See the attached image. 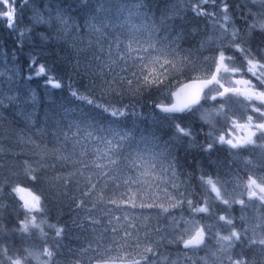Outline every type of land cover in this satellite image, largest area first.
<instances>
[{"label": "snow or ice", "instance_id": "1", "mask_svg": "<svg viewBox=\"0 0 264 264\" xmlns=\"http://www.w3.org/2000/svg\"><path fill=\"white\" fill-rule=\"evenodd\" d=\"M32 3L34 0H21V7ZM77 3L76 13L66 15L57 10L34 14L37 24L58 27L55 35L41 33L39 41L32 42L24 78L31 81L43 77L42 87L52 90L61 89L63 84L83 111L72 117V123H65L66 110L52 108L44 126L57 129L47 133L54 136L51 150L41 147L42 138L40 144L36 143V132L31 136L21 133L22 143L40 149H30L33 159L12 164L13 157L6 160L0 155V174L6 173L0 175V264H29L30 259L54 264L58 255L64 256L66 264H264V218L257 217L253 225L244 215L245 209L257 207L250 203L253 199L264 208V176L253 178V172L246 183L237 180L233 192L238 188L243 191L232 195L226 187L228 180L201 173L199 181L205 194L195 202L191 193L186 194L187 180H180V169L196 167L187 163L185 145H194L205 153H211L217 145L246 148L253 154L257 149L264 152V90L250 78L235 83L249 86L251 95L227 86L232 76L245 69V74L250 72L264 86V0H236L235 4L232 0H176L193 17L207 19L221 37L220 43L210 48V56L203 55L206 41L195 49L190 43L183 46L186 35L178 28L183 27L185 18L177 19L175 5L170 15L167 0L163 5L160 0ZM0 5L4 25L24 38L25 32L17 27L16 0H0ZM39 7H44L42 2ZM73 16H79L80 22L73 21ZM238 21L242 26H237ZM19 38L17 46L22 49ZM61 43L72 48L60 59L78 78L79 87L64 84L62 77L54 75V66L40 63L43 57L35 51L36 47L42 52L49 44ZM237 60L241 61L238 66ZM205 64L208 67L203 71L208 78L193 76ZM16 75L13 72L0 83L12 84L14 89ZM6 76L7 71L0 72V78ZM181 78L191 82L185 84ZM195 83L202 87L190 102L180 108L170 103L176 94L174 87H192ZM213 84L215 88L204 90ZM153 95L160 99L153 100ZM240 95L249 102L245 107L257 114L247 115L243 125L229 116L233 97ZM6 98L18 106L34 101L35 95L20 101L14 96ZM145 103H150L157 120L173 128L177 143L166 142L159 150L160 146L152 143L154 136L144 133L139 134L137 142L130 118H142ZM23 115L31 121L30 113L25 111ZM213 116L224 117L230 130L216 133L211 127ZM205 124L210 125L207 131ZM237 128L247 129L248 134L237 139L232 135V129ZM201 134L203 143L197 140ZM49 152L50 160L46 158ZM69 165L74 171H68ZM257 165L264 168V160L245 161L246 168ZM20 193H27L30 200ZM64 197L70 201V211L76 213L72 228L49 224L46 219L49 203ZM217 202L226 206L220 210L224 214H217ZM233 204L241 205L240 219L245 224L239 228L229 211ZM184 206L193 214L190 220H184L182 212L177 215L172 211ZM45 226L54 230V245L47 243ZM225 226H229L227 234H223ZM73 230L84 242L60 252ZM36 238L44 241L39 252L32 251L29 243ZM208 240L216 241V251L209 249ZM168 245L181 246L175 260L166 251ZM201 251L205 256H200Z\"/></svg>", "mask_w": 264, "mask_h": 264}, {"label": "rangeland", "instance_id": "2", "mask_svg": "<svg viewBox=\"0 0 264 264\" xmlns=\"http://www.w3.org/2000/svg\"><path fill=\"white\" fill-rule=\"evenodd\" d=\"M241 2H244V0H241ZM232 3L235 4L236 0H232ZM168 4V10L169 14L172 13L173 9V4L176 5V11L179 13V17H184L183 21V27L178 28V31L182 32L184 29L187 31H190L192 35H194L191 39H186V42H184L183 46L188 47L189 43L191 44L192 48L195 49L198 47L201 43H204L205 41L207 42L205 44V49L203 50V55L204 56H210L211 51L210 48L219 44L221 37L219 34L213 29L212 24L205 18L203 17H193V14L191 11L185 7L183 3L178 4L176 3V0H167ZM210 7V6H209ZM0 10H3V5H0ZM40 11L43 14H47L48 12H53L55 13L57 9H44L41 11L40 8L37 7V5L34 3L29 4L27 6L21 7V0H16V12H17V27L25 32V39L27 41V44L32 46L33 41H39V35L41 33H44L45 35H55L56 31V25L53 24H37L34 20V14L35 12ZM237 13L239 12V9H236ZM71 22V21H70ZM237 26H242L241 22L238 21ZM6 29V30H4ZM28 29H31V31H28ZM9 30L3 22V18L0 17V34L6 32ZM6 39H9V35L5 34ZM33 47V46H32ZM13 47H11L12 49ZM39 48V47H37ZM8 50L6 49L4 42L2 39H0V72H5L7 71V76L0 78V81L6 80L7 77L12 76V73L15 72L17 75L14 77L15 81V88L13 89L12 84H5V83H0V93H3L4 95H0V101H2L4 104H10L8 99L6 97L8 96H14L17 98L18 101L26 99L27 97L32 96L33 94L35 95V100L34 101H29L27 104L20 103L18 106L14 105L17 113L19 116L25 119V121L30 124V126H33L34 124V117L36 116V111L38 109V92L36 90V85H32L30 81L24 78V75H22V72L20 70L19 65H17L16 60L13 58H10L6 53ZM237 56L239 54L237 53ZM242 59V58H241ZM240 60H237L235 63L237 66L240 64ZM208 67V64H205L202 66V71L197 74H193V76L198 77V78H208L207 75L204 73L203 68ZM246 73V69L242 70L241 72L237 73L235 76L231 77V80L228 82L227 86L235 87L238 89H241V92L246 94V95H251V91L248 92L249 86L247 85H238L234 83L235 78H246L243 77L244 74ZM224 75L223 71L221 73ZM249 74H251L249 72ZM62 78H69V83H72L75 87H79V83L76 81L78 78L71 72L70 68L68 67V70L66 71L65 75L60 76ZM255 78V77H254ZM249 79V78H246ZM256 80V78H255ZM79 81V80H78ZM183 81V80H182ZM185 82V81H183ZM258 88L264 90V86L259 85V82L256 80V84ZM42 86V85H41ZM216 87V86H215ZM213 87V88H215ZM9 89H13L9 91ZM41 92L47 96H50L52 93V89L50 88H45L42 87ZM66 93V94H65ZM58 102L52 101L51 104L48 106V113H52V108L55 107L58 110H66V123H72V117L79 116L80 112L82 109L78 108L77 105L80 103L79 101H75L74 98L68 93V92H60L58 96ZM234 103L231 105V111L229 112L230 117H234L241 125L244 124V122L247 119V115L249 114H255L251 113L250 109H247L245 105L249 103L247 100L244 99L243 95L240 96H234L233 97ZM252 103H257V101L253 100L251 101ZM2 103V104H3ZM203 103V102H202ZM13 105V104H12ZM27 111L28 113L31 114L32 119L31 121H28L26 117L23 115V113ZM257 115V114H256ZM18 122V121H17ZM2 127V125H0ZM207 131L210 127L209 124H206L205 126ZM211 127L214 129L216 133H227L230 130V124L227 123L222 116H213L211 117ZM32 131H26L25 132L19 128H17L15 125L9 126L8 128L2 127L0 130V155L4 156V158L7 160L9 156L13 157L11 163L16 164V161L19 159L16 154L19 152V156L23 157V152L21 151H11V149L8 147L9 142H18L19 145L27 144V143H22L20 136L21 133H26L27 135L31 136L32 132H36L37 134V129H33ZM248 134L247 129L243 128H237V129H232V135L235 136L237 139H240ZM35 137V136H34ZM33 137V139H35ZM255 139V138H253ZM200 143L204 142V136L201 134L199 136ZM28 145V144H27ZM189 147H196V146H189ZM217 147L220 148L219 151L213 149L211 153H205L201 152V150L198 149V155H200V158L202 161H204V164L200 170L199 176L201 173H205L207 175L212 176L213 178H216L217 176L221 180H228L229 183L227 184V189L228 193L232 195L238 194L240 191H243L242 188L236 189V193L233 192V189L236 186L237 180H239L240 184H244L247 182L249 175H253V172L255 175L253 178H257L260 176H264V168H260L258 165L256 167L249 166L248 168L245 167V161H257V160H264V152H261L260 149H257L255 154L251 153L248 149H229L226 145L220 146L217 145ZM216 147V148H217ZM233 152L239 153V155H232ZM210 157V158H209ZM251 168V171L249 170ZM223 176V177H222ZM259 182V180H258ZM199 191H201L202 197L204 196V189L202 188L201 184H199ZM186 190L187 193L188 187L186 185ZM258 192V190H257ZM186 193V194H187ZM259 194V193H258ZM20 195H23L25 199H29L27 193H20ZM214 195V194H213ZM246 201L248 200L247 194L244 195L243 197ZM250 203H254L257 205V207H249L244 210V215L246 217V220L250 224H256L257 223V217L264 218V208L260 207V202L258 200L253 199ZM111 207V206H110ZM217 207V214H224L222 209H224L226 206L223 204H219L217 202L216 204ZM230 214L232 217L235 218V225L239 228L241 224H245V221L241 220V205L239 204H233L232 208L229 210ZM183 213L184 220H190L192 218V213L191 211L186 207L185 210H179V214ZM178 214V215H179ZM139 223L143 224V220L138 221ZM203 222V221H201ZM154 223V221H153ZM163 221H161V224ZM195 227V226H192ZM229 226H225V229L223 231V234H227V228ZM46 229H48L47 226H45ZM169 235H172L171 230L169 229L168 232ZM251 231L249 232V235H251ZM144 235L143 230L141 231V236ZM78 239L76 241V246L72 247L73 249L77 248L79 244H81L83 240H81L78 236H76ZM156 239H159V237H155ZM81 240V241H79ZM209 245V249L211 251H216L218 248V245H216L215 240H208L206 241ZM29 243L32 245L31 250L34 252H39L40 249L38 248V245L34 241H29ZM113 247L118 248L119 245H113ZM178 245H168L166 251L171 254V258L175 260L177 253ZM115 254V253H114ZM205 252L201 251L200 256H205ZM42 259H45L42 257ZM32 260V261H31ZM29 264H38V261L36 259H30ZM54 264H66L65 259L62 258H57L54 260ZM161 264H167L166 261H161Z\"/></svg>", "mask_w": 264, "mask_h": 264}, {"label": "trees", "instance_id": "3", "mask_svg": "<svg viewBox=\"0 0 264 264\" xmlns=\"http://www.w3.org/2000/svg\"><path fill=\"white\" fill-rule=\"evenodd\" d=\"M35 4L37 5L38 8L41 2L43 3L44 7L40 8L41 11L44 9H50L47 6L52 5L51 9H57L60 11H64L66 15L70 13H76L79 4L77 3V0H34ZM161 4L163 5L164 0H160ZM155 3V0H154ZM80 15H84L81 13ZM72 20L79 23L80 22V17L79 16H73ZM6 30V29H4ZM183 33L186 35V39H191L194 35L191 34L190 31H187L184 29ZM5 34L9 35V39H6ZM52 35V34H50ZM18 38L19 34L18 33H13L7 30L6 32L0 34V39L4 42V45L8 52L6 53L10 58H13L16 60L17 65H19L20 70L24 69L25 71L22 72V75L26 76L27 75V61L30 59V53L33 51V47L27 44V41L25 38H19L20 43L23 44V48H19L18 45ZM11 47H13L11 49ZM35 51L39 53L40 57H43V59H40V63H45V61L48 63L49 66H54V75H57L58 78L60 76L65 75L66 71L68 70V65L65 64L60 57L66 55L68 52L72 51V48L68 46L67 44H49L44 48V51L41 52L40 47L35 48ZM15 52V57L13 56V53ZM183 81L189 80L185 78H181ZM43 80V77L37 78L34 80H31L32 85H36V90L38 92V109L36 111V116L34 117V124L33 126H30L24 118L18 115L17 110L14 105L12 104H2L0 105V125L2 127L8 128L9 126H16L17 128L23 130L25 132L28 131V129L34 127L33 129L39 128L40 131H37L36 136L34 137L36 140L37 144H40V139L42 138L44 143L41 145V147H46L47 149L51 150L53 147V142H54V136L50 137L47 135V133H55L57 129L52 128L49 126L48 128L45 129V124L47 123V117L50 116L51 114L48 113V106L51 104V102L54 100L58 102V96L60 92H68V89L63 86L61 89H56L52 90L55 91V95L52 93L50 96L44 95L41 90V81ZM29 81V80H28ZM79 83V81H76ZM63 83L67 84L69 83V79L63 78ZM177 87H174V90ZM66 94V93H65ZM153 100H159L160 97L153 95L152 97ZM172 101V98H171ZM170 101V102H171ZM165 103H168V101H165ZM83 109L81 110V112ZM141 111L144 113V116L140 118L139 120L137 119H132L130 118V128L133 132H136V139L137 142L139 143V134L144 133L145 135H148L149 137H153L154 139L152 140L153 144H158L160 146L159 150H163L164 144L167 142L169 144L172 143H177V141L174 139L173 136V128L169 126L167 122H162L156 119L155 115L153 114V109L150 105V103H145L144 107L141 109ZM252 115V114H251ZM18 121V122H17ZM66 123V122H65ZM206 124L204 125L205 130L207 129ZM0 127V130L1 128ZM138 130V132H137ZM201 136V135H199ZM199 136L197 137V140H199ZM143 147V145H140ZM8 147L11 149V151H21L23 152V157L19 156V152L16 154V156L19 157L20 164H23L25 160H32L33 156L31 154V151L39 152L40 149L36 148L33 145H19L18 142H9ZM185 148L187 149L186 155H187V163L188 164H196L195 169L190 168V167H184L180 169V172L182 173L180 175V180L184 181L187 180V187H188V193H191V198L195 201H200L202 199L201 191H199V173L200 170L204 164V161L201 160L200 155H198V149L196 147H189L188 145H185ZM215 150L219 151L220 148L217 147ZM193 157H195V161L193 160ZM47 159H51V153L46 156ZM75 159V158H74ZM19 165H17V171H19ZM68 171H74L71 165L68 167ZM66 174V173H65ZM0 175H6V173L0 174ZM189 176L191 177L190 179ZM22 179V173L21 177ZM82 182V178H81ZM187 193V190H186ZM8 202V200H6ZM69 203L70 201L68 200L67 197H64L62 200L59 202H50L49 203V212L47 214V222L49 224H56V225H61V226H66L67 228H72V221L73 219H76V213L75 211H70L69 209ZM103 206V205H101ZM186 206H184L182 209H172L173 212H175L177 215L179 214V210H185ZM39 216V214H37ZM14 216V214H13ZM23 218V217H21ZM45 231L48 233V240L47 243L49 245H54L55 244V239H54V230L53 229H46ZM77 230H73V235L71 238H66L64 240L65 248L60 249V252L66 253L67 252V246L75 247L76 241H77V235H76ZM87 235V233L85 234ZM79 237V236H78ZM81 240H83V237H79ZM79 240V241H81ZM37 245L38 248L41 249L44 246V241L40 240L39 238H36L34 241ZM82 243L84 241H81ZM57 258H62L65 259L63 255H58L55 257ZM46 259V258H45ZM54 259V260H55ZM32 261V260H31ZM30 263V261H29Z\"/></svg>", "mask_w": 264, "mask_h": 264}, {"label": "water", "instance_id": "4", "mask_svg": "<svg viewBox=\"0 0 264 264\" xmlns=\"http://www.w3.org/2000/svg\"><path fill=\"white\" fill-rule=\"evenodd\" d=\"M199 79H206V78H199ZM236 80H246V78H235L234 79V83ZM190 80H186L183 83H190ZM238 85H243V83L241 82ZM245 85V84H244ZM216 86L215 84L213 85H209L208 87H205V91H208L209 88H212ZM202 87L201 84L199 83H195L192 85V87H177L174 91H175V95L172 96V101L170 102L171 104L175 105L177 108L183 107L185 103L190 102V100L192 99V97L194 96V94L196 93V91ZM117 264H120L119 261H117Z\"/></svg>", "mask_w": 264, "mask_h": 264}, {"label": "flooded vegetation", "instance_id": "5", "mask_svg": "<svg viewBox=\"0 0 264 264\" xmlns=\"http://www.w3.org/2000/svg\"><path fill=\"white\" fill-rule=\"evenodd\" d=\"M243 77H246V78H250L251 80H252V83L253 84H256V80H255V78L253 77V76H251V74H249V73H247V74H244V76ZM242 89V88H241ZM240 89V90H241ZM248 92H250V90L248 89ZM254 117L256 116V114H252ZM245 123V122H244Z\"/></svg>", "mask_w": 264, "mask_h": 264}, {"label": "bare ground", "instance_id": "6", "mask_svg": "<svg viewBox=\"0 0 264 264\" xmlns=\"http://www.w3.org/2000/svg\"><path fill=\"white\" fill-rule=\"evenodd\" d=\"M181 4V3H180ZM174 5V4H173ZM178 5V4H177ZM176 6V5H175ZM223 177V176H222ZM221 178V177H220Z\"/></svg>", "mask_w": 264, "mask_h": 264}]
</instances>
